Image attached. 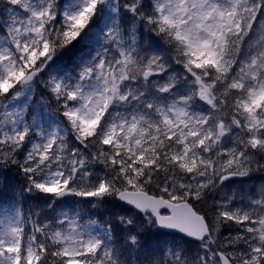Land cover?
<instances>
[{"label":"snow or ice","instance_id":"6c2138e0","mask_svg":"<svg viewBox=\"0 0 264 264\" xmlns=\"http://www.w3.org/2000/svg\"><path fill=\"white\" fill-rule=\"evenodd\" d=\"M0 264H264V0H0Z\"/></svg>","mask_w":264,"mask_h":264}]
</instances>
